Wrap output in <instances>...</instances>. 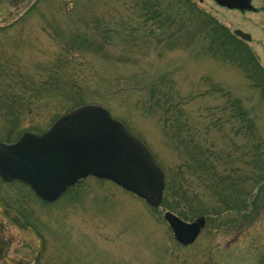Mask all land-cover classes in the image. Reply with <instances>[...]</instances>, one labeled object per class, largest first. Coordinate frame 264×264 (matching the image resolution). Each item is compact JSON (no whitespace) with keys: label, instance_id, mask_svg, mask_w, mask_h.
<instances>
[{"label":"rangeland","instance_id":"obj_1","mask_svg":"<svg viewBox=\"0 0 264 264\" xmlns=\"http://www.w3.org/2000/svg\"><path fill=\"white\" fill-rule=\"evenodd\" d=\"M193 1L208 15L225 22L221 24L232 34L234 29L250 34L252 41L245 43L264 69V23H246L235 12L220 9L213 0ZM254 3L263 5L262 0ZM118 4L116 0H0L1 78L18 75L46 80L62 57L60 41L68 37L70 29ZM130 12L126 10V17ZM162 51L159 48L151 54L156 58ZM71 58L73 64L66 71L84 72L87 95L98 102L92 105L107 109L124 123L163 169L174 165L176 156L166 143L157 117L144 115L138 107L142 94L134 96L132 83L119 85L114 81L119 74L129 78L133 72L113 69L96 57L76 54ZM163 69L173 72L176 88L188 98V116L196 122L201 117L206 119L207 109L223 104L212 94L211 85L240 95L246 105L260 104L258 122L264 139V104L237 66L212 59L203 49L194 55L176 50L163 52L162 59L157 60L155 70ZM70 105L60 97L41 99L22 128L48 131ZM5 120L0 114L3 138L8 134ZM0 193V238L10 243L5 258L13 264H264V194L257 203H250L254 205L245 219L234 213L214 221L206 217L209 221L198 240L184 247L164 219L165 208L154 209L109 181L89 177L49 205L18 183L0 185ZM10 197L15 224H10L4 214L5 200ZM26 217L33 227L27 226Z\"/></svg>","mask_w":264,"mask_h":264},{"label":"trees","instance_id":"obj_2","mask_svg":"<svg viewBox=\"0 0 264 264\" xmlns=\"http://www.w3.org/2000/svg\"><path fill=\"white\" fill-rule=\"evenodd\" d=\"M116 1L121 5L79 21L70 29L68 37L60 41L62 57L46 80L18 75L1 78L3 73L0 74V114L6 118L8 132L5 138L0 135V141L14 143L24 133L46 132L22 128L41 99L60 97L62 102L71 104L64 113L98 103L87 95L84 72L66 71L73 64L72 55L96 57L113 69L133 72L129 78L119 74L115 83H132L134 96L142 94L138 107L144 115L157 117L166 143L176 156V163L168 169L155 160L165 181L161 208L185 221L199 217L214 221L226 213L245 219L249 207L254 205L250 203H257L264 194V139L258 122L261 105H246L240 95L211 85L212 94L219 96L223 104L207 109L206 119L201 117L196 122L188 116V98L176 88L173 72H158L155 63L162 59L163 52L179 50L194 55L203 49L206 56L242 70L264 104V69L257 57L244 41L193 0ZM126 10L132 12L130 16L126 17ZM159 48L164 51L154 58L151 51ZM0 185H5L1 179ZM26 222L33 227L30 218L26 217Z\"/></svg>","mask_w":264,"mask_h":264},{"label":"water","instance_id":"obj_3","mask_svg":"<svg viewBox=\"0 0 264 264\" xmlns=\"http://www.w3.org/2000/svg\"><path fill=\"white\" fill-rule=\"evenodd\" d=\"M217 1L231 10L252 8L250 0ZM234 33L252 41L248 33ZM90 176L114 183L153 208L163 202L164 175L149 150L101 106L78 107L44 134L25 133L14 144L0 143V177L29 186L42 201H57ZM164 219L184 246L193 244L206 225L205 217L187 222L169 211Z\"/></svg>","mask_w":264,"mask_h":264},{"label":"flooded vegetation","instance_id":"obj_4","mask_svg":"<svg viewBox=\"0 0 264 264\" xmlns=\"http://www.w3.org/2000/svg\"><path fill=\"white\" fill-rule=\"evenodd\" d=\"M215 2V4L222 10H227L230 12H235L236 14H238L241 18L245 19L246 23H264V0H262L263 5L261 6H256L254 1L255 0H250V5L252 6L251 10H231L229 8L223 7L221 6V4L218 3L217 0H213ZM207 15L210 13H206ZM211 16V15H210ZM212 17V16H211ZM216 18V17H215ZM217 23H225L222 20H219V18L215 19ZM257 20V21H256ZM236 30H241V29H234L233 33ZM242 31V30H241ZM244 32V31H243ZM238 38V37H237ZM240 39V38H239ZM242 40V39H240ZM243 41V40H242ZM5 185H10V184H14V183H5L3 182ZM6 208H5V219H7L9 221L10 224H15L14 223V216H15V211H14V201L13 198L10 197V200L7 198L6 202H5ZM207 225V223H206ZM206 228V227H205ZM204 228V229H205ZM5 228L2 227L1 231L4 233ZM4 242V243H3ZM10 243L8 242V240H6L5 238H0V264H13V261H9L7 260L5 257L7 256V252H8V247H9Z\"/></svg>","mask_w":264,"mask_h":264},{"label":"bare ground","instance_id":"obj_5","mask_svg":"<svg viewBox=\"0 0 264 264\" xmlns=\"http://www.w3.org/2000/svg\"><path fill=\"white\" fill-rule=\"evenodd\" d=\"M71 189H72V188H71ZM71 189H70V190H71Z\"/></svg>","mask_w":264,"mask_h":264}]
</instances>
